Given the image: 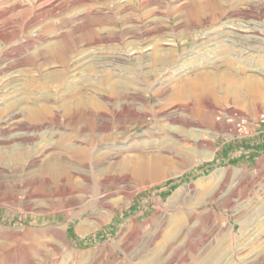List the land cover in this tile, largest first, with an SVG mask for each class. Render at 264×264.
I'll return each mask as SVG.
<instances>
[{"label": "rangeland", "instance_id": "374dc122", "mask_svg": "<svg viewBox=\"0 0 264 264\" xmlns=\"http://www.w3.org/2000/svg\"><path fill=\"white\" fill-rule=\"evenodd\" d=\"M56 1L0 0V264H264V145L259 133L238 137L220 118L254 116L264 97V5L242 13L249 0H203L206 23L194 16L196 0ZM221 22L245 36L242 47L219 38L191 48L195 34ZM104 33L109 38L102 41ZM53 42L65 50V62H44ZM95 49L132 58L133 65L95 61ZM166 49L180 54L170 71L181 63L188 71L170 78L160 70L166 62L162 54L154 58ZM198 75L210 77L192 82ZM162 81L171 94L190 87L156 118L138 125L139 117H126L130 130L116 143L131 149L114 179L98 175L101 154L112 153L114 142L91 146L84 162L60 147V138L86 145L76 132L87 133L89 103L83 102L85 111L65 106L75 95L137 107L136 97L146 94L152 104L164 102L167 93H153ZM34 102L47 113L30 116ZM168 112L189 124L166 120ZM149 127L154 131L142 135ZM145 153L166 157L161 175L135 174ZM47 160L66 163L74 188L63 191L59 178L42 171ZM133 218L139 234L129 239Z\"/></svg>", "mask_w": 264, "mask_h": 264}, {"label": "bare ground", "instance_id": "6f19581e", "mask_svg": "<svg viewBox=\"0 0 264 264\" xmlns=\"http://www.w3.org/2000/svg\"><path fill=\"white\" fill-rule=\"evenodd\" d=\"M54 1L57 2L56 0H54ZM255 3L259 4V6L256 4L258 6L257 12L262 11L263 5H264V0H249L241 7L240 11L242 13H247V12L252 11ZM50 5L53 8L56 7L53 4H50ZM192 5L194 7V16L196 17L197 21H199L202 18L205 22L208 20H211V17H209V19H207L206 17H202L205 14V12L208 15V9L209 8L207 7L206 1L196 0L194 3H192ZM234 29L235 28L231 27L229 24H227L225 22H221L217 28L214 27V28H210V29L201 30V31H199V33L195 34V36H194L195 42L193 43L195 45H193L191 48L194 49V48H197V46H200V44L203 43L204 39H209L208 41H210V40L216 41L219 38H220L219 41L224 40V41H227L230 44H232V46L234 45L236 47L237 46L242 47L243 44H245V43H243V40H245V36L242 35V33H240V32L237 33V31H234ZM242 31H244V30L242 29ZM106 33H104L103 36L100 38L102 41L106 40V38H109V35ZM230 36L233 37V39H229ZM171 41H172L171 38H167L164 40V43L170 44ZM254 41H257V40H254ZM260 42L262 44H264V38H261ZM215 44H216V42L210 43L209 45H211V47H212V46H215ZM171 50H173V51H171ZM134 52L135 51H131L128 54L134 53ZM173 52H174V49H166V50L162 51V53H158V54L155 52L156 56L154 58L155 60H158L159 55L162 54V57H163L162 61H164V63L166 62V64H165L166 66L161 68L160 70L165 69V72L169 71L170 73H172V76H169L170 78L175 76L176 74H178L179 71H185V70H187V68L189 69V67H187V68L185 67L187 63L186 64L181 63V64H179L180 67L177 68L178 70L175 69V70L170 71L172 66L175 65L174 63L177 61V56L180 55L179 52H174V54L175 53L176 54L173 55L172 54ZM93 54L94 55L91 59H94L95 61L105 58V59L116 60V61L121 62V63H127V64L133 65L132 58H127V59H123V60H120V58L118 59V57L108 58L107 56L104 57L101 54L99 55V51H96V49H95V52ZM54 59L60 60L62 62H65V59H66L65 50L57 42H53L52 44H50L48 46L47 50L45 51L44 62L45 61L51 62ZM121 59H122V57H121ZM106 64L110 65V62H106ZM127 64L119 65V66L125 67V66H127ZM140 64H141V62H140ZM111 66H112V64H111ZM128 66H130V65H128ZM207 77H210V76L209 75H203V76L198 75L197 77L192 78L193 79L192 82H198V81L200 82V80L207 79ZM162 83L163 84L160 85V87H158V89L153 91V93L154 92H161L163 94L167 93L168 88H169L168 83H166L164 81H162ZM189 87L190 86H187V85H184V86L180 85V87H177L178 89H176L174 94L167 93V95H164V102H161V103L152 104L150 101V95L149 94H146L143 96H138V97H136L139 100V103L137 102L138 103L137 107H136V105H137L136 103H131L132 101L129 102L128 100L119 101L116 104V102H113V101L108 103L106 101H100L99 99H95V98H93V99L87 98V100H88L87 101V100H83V97H84L83 94L75 95L74 101H72L73 103L65 102V101L64 102H65L66 107L73 108V106H75V108H77L79 111H85V109L82 107L83 102L86 101L89 103L87 105L88 109H86L87 122H86V126L84 127V129L87 130V133L84 134L82 129L78 130L76 132V136H78L79 138L84 140L86 145L85 146L65 145L66 142H65L64 138L59 139V145L61 148L68 150V152L71 153L72 157L75 160L84 162V161H88V159H91V155L89 154V148L91 146L98 144V143H102V142H107V143L114 142V143L109 144V148H110V151L112 153H108V154L107 153H103V154L100 153L102 155L100 157V161L103 162L102 163L103 166H102V168H100L98 170V175H100L101 177L104 176L102 180L107 181L108 179H114L117 176V173H118L117 171H118L119 165L123 166L125 164V162H127L126 156H123L122 154H125L126 152H128L131 149V147H130L131 144H129V145L127 144L124 146V144L119 145L116 143V141L118 142L119 140L125 139L126 136L128 135L129 130H130V127L128 125L125 126L126 120H127L126 117H128V115L129 116L130 115H136L137 117L140 118L138 121L139 123L137 122L138 125L145 123L147 121V119H146L147 117L148 118H151V117L156 118L158 116V114H160L162 112V110L165 109V107L167 105L176 101L178 99V95L182 94L184 92V90L188 89ZM111 88H115V85L112 84ZM13 104H14L13 102H11L10 104H5L4 108L6 110L12 109ZM34 104L36 106L30 108L28 111L30 116H37V115L39 116V114H41V112H43V111H45V113H47L46 109H48V108L45 105H43L41 103H36V102H34ZM178 106H179V108H181V110L189 109V105L187 103H184V102H180L178 104ZM146 109H151L153 114H148L146 112L147 111ZM69 114H71V112ZM14 115H15V113L12 112L6 116V118H5L6 125L2 129L3 133H6V132L8 133V128H10L12 126L11 125L12 121H10V120L12 119V117ZM43 115H45V114H43ZM164 118L166 120L178 121V122H181L184 124H189V122L186 120V118H185V120L179 119L178 114L176 112H168L164 115ZM38 119H40V118H38ZM162 120H164V119H160V121L156 120V122L157 123L162 122ZM135 126H137V125H135ZM118 128H122V130L117 131ZM153 131H154V127H149L148 129L143 131L142 135H148V134L152 133ZM155 132H154V134H155ZM23 135H26L25 138H28V139L30 137H32L29 134L28 135L23 134ZM13 137L15 138V135L14 136L13 135H7L6 136L7 142H9ZM12 140H14V139H12ZM132 146H133V144H132ZM1 154H4V153L0 152V155ZM166 161H167L166 157L159 155V154H150V153L142 154V155L138 156V158H137V167H136L135 174L136 175L143 174V175H149V176H159L162 173L163 164H165ZM87 166L89 167V164H87ZM121 169H123V168H121ZM42 171L48 176L59 178L60 179L59 187L63 191L67 192L68 190L74 188V186L71 184V181H70L71 180L70 178L73 175H72L71 171L67 168L66 163H64L63 161H61V160H58V161L47 160L44 163ZM91 171H92V169H91ZM92 175H94V174H92ZM65 177H66V179H65ZM125 178H127V177L125 176ZM83 179L86 181V183L91 182L90 176H84ZM86 183L85 184L83 183L82 185L86 186ZM101 183H103V182H101ZM169 203H170V201H169ZM85 209H87V208H85ZM82 210L83 209H81L80 211H82ZM109 210L111 212H113L114 207L109 206ZM165 210H166V208H165ZM76 215L77 216L79 215V211L77 212ZM82 226H83V222L78 223L77 227L82 228ZM126 230L128 231L126 236L129 239L137 238V236L139 234V225L137 223L136 218H133L131 223L126 226Z\"/></svg>", "mask_w": 264, "mask_h": 264}, {"label": "built area", "instance_id": "2783aa9c", "mask_svg": "<svg viewBox=\"0 0 264 264\" xmlns=\"http://www.w3.org/2000/svg\"><path fill=\"white\" fill-rule=\"evenodd\" d=\"M222 121H226L237 132L238 137H246L264 131V97L261 100L259 109L254 116H249L236 112V115L231 118L226 113L220 116Z\"/></svg>", "mask_w": 264, "mask_h": 264}, {"label": "crops", "instance_id": "0c3cea01", "mask_svg": "<svg viewBox=\"0 0 264 264\" xmlns=\"http://www.w3.org/2000/svg\"><path fill=\"white\" fill-rule=\"evenodd\" d=\"M258 138H260L262 140V145H264V131L263 132H259L258 134Z\"/></svg>", "mask_w": 264, "mask_h": 264}]
</instances>
